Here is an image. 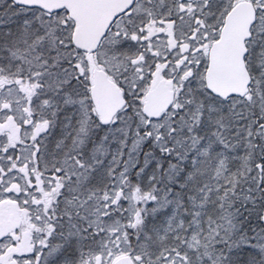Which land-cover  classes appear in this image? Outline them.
Wrapping results in <instances>:
<instances>
[{
    "label": "snow or ice",
    "instance_id": "snow-or-ice-1",
    "mask_svg": "<svg viewBox=\"0 0 264 264\" xmlns=\"http://www.w3.org/2000/svg\"><path fill=\"white\" fill-rule=\"evenodd\" d=\"M0 264H264V0H0Z\"/></svg>",
    "mask_w": 264,
    "mask_h": 264
}]
</instances>
